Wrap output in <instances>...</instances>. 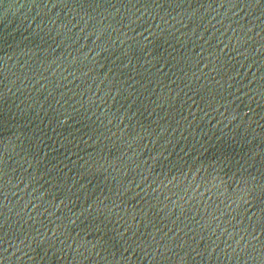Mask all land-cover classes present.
<instances>
[{
    "label": "water",
    "instance_id": "water-1",
    "mask_svg": "<svg viewBox=\"0 0 264 264\" xmlns=\"http://www.w3.org/2000/svg\"><path fill=\"white\" fill-rule=\"evenodd\" d=\"M0 264H264V0H0Z\"/></svg>",
    "mask_w": 264,
    "mask_h": 264
}]
</instances>
